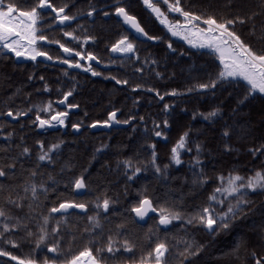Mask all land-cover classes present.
I'll list each match as a JSON object with an SVG mask.
<instances>
[{
    "label": "snow or ice",
    "instance_id": "snow-or-ice-1",
    "mask_svg": "<svg viewBox=\"0 0 264 264\" xmlns=\"http://www.w3.org/2000/svg\"><path fill=\"white\" fill-rule=\"evenodd\" d=\"M142 3L172 37H180L197 51L207 50L206 54L215 57L219 62L215 71L206 73V79L203 82H200L199 78H194L196 82L183 91L173 88L168 93H161L150 86L147 91L155 93L163 101L165 95L177 97L209 91L215 94L219 89L222 93H227L226 99H231L235 90L230 92L229 87L243 81L244 93L236 100L235 107L230 112L224 111L222 102L221 105L211 108L206 113L193 112L192 114L194 119L199 115L204 120L213 122L227 116V119H223L221 134L225 138L230 137L233 128L237 126L236 117L240 108L245 106L249 98L254 97L257 92L264 97V49L257 50L244 38L242 32L237 31L238 27L242 29L247 26L250 35L256 34L258 28L255 19L257 16L264 15V0H260L259 12L252 11L245 14L237 12L230 13L228 16L194 10L186 7L182 0H155V2L154 0H142ZM23 4L26 6H21V0H0V55L7 56L10 53L15 57L31 61H37L38 57H43L46 61H55L68 65L69 68H83L92 76L102 75L92 67L91 63L87 66L81 63V61L101 62L93 52L84 48V44L95 40V37L88 34L77 35L75 29L65 30L78 18L93 17L98 13L97 7L92 4L91 0L88 2L86 12L83 9L70 11L69 2L57 6L53 0H23ZM74 6L72 3L71 7ZM107 7L113 12L100 9L102 16L108 17L114 14L119 17L123 24L133 30L137 38L143 37L151 41L161 39L159 36H150L145 31L137 16L131 14L124 6V0H113V3ZM45 19L51 20V24L46 25V28L41 27ZM53 26L59 28L63 37L81 43L77 47H69L61 42V39H50L49 36L43 34L45 30H51ZM80 27L81 25H77V28ZM259 32L260 38L264 40V20L259 25ZM42 44L58 45L64 55H50L48 51L42 50ZM167 47L173 49L172 43L168 42ZM110 52L121 53L125 56L129 53L133 54L136 62L141 64V67L134 69L135 73L143 74V64H156L155 60L141 62L139 56L135 55V44L127 35H122L112 43ZM109 63L114 64L115 61H109ZM64 75H68L66 69ZM155 75L159 77L160 73L156 72ZM28 79L31 80L33 77L29 75ZM39 79L44 81L43 76ZM111 79L118 85L129 83L127 79H117L114 75ZM43 88L45 92L49 90L46 81ZM74 88L75 84L69 90L64 91L55 102L49 99L36 103L30 102V93L24 94L22 89L18 88L3 102L6 111L0 110V116L17 121L35 112L34 118L29 121L34 127L40 129L53 128L56 125L63 127L69 116L68 110L78 108L77 104L68 102V98L73 95ZM141 88L143 85L136 84L132 90ZM20 95H23L27 107L15 105V99ZM54 103L66 106L65 110H57L53 107ZM170 107L171 105L165 103L163 111L167 113ZM118 112V109H113L107 113L106 119L93 121L89 127L111 129L114 124H129V121L136 119L131 115L124 120L117 119ZM139 120L144 121V117H139ZM229 121L232 123L230 124ZM261 123H264V110L261 114ZM162 126L164 129L168 128L167 119H164L162 123L153 121L152 129L145 127L144 132L145 134L150 132L153 137L166 139L165 132L158 130ZM250 126L246 125V127ZM71 127L79 131L81 123H72ZM3 129H5V124L0 123V130ZM133 130H136L134 125ZM13 135V131H0V136L5 138V145L0 146V256L10 257L18 264H110V262L115 264L122 252L129 257L124 264H193V258H197L207 245V242L201 243L196 239L193 235L194 231L201 228L209 235L228 231L238 219L247 215L244 209L253 203L248 197L251 194L264 193V162H261L259 167L248 169V172L243 175L237 169H232L227 174L218 172L210 181L201 167V145L196 143L194 146L197 155L189 162L193 170L192 185L203 187L211 182L215 186L207 194L204 203L192 205L193 211L191 212L181 211L179 209L183 207L182 204L178 205L169 201H165L164 205L158 208L154 207L153 198L148 194L147 189L139 190L140 198L128 209L129 213L134 214L133 220L137 218L143 220L150 212H153L158 213V221L155 232L150 228L145 233L147 243L140 244L141 254L137 259L135 252L138 242L128 237L126 221L104 227V224L109 222L108 213L111 211V206L116 203V200L109 197L107 192L95 196L92 200L77 201L61 194L55 200L49 201V193L57 191L54 186L60 181L51 173L42 171L41 162L54 165V157L64 141L57 140L46 146L43 140H36L35 159L32 161V167L27 168L25 161L31 159L32 149L23 142V137L13 147L11 143H8ZM189 135V131L183 132L172 145L168 164L161 166L157 163L158 155L155 144H147V148L150 149V157L147 160H137L129 156L119 159L117 168L123 169L126 182L134 181L138 174L149 168L153 169L158 177H166L170 164L181 165L183 163L181 150L192 151L187 148ZM106 147L107 145H101L95 149V152H100ZM224 147L226 150H231L228 144ZM249 152L254 158L259 159V156H264V144L250 148ZM71 168L72 165L66 163L60 169L61 175L65 169ZM91 184L92 181L86 167L82 168L78 174L67 177L65 181L66 188L72 189L78 195L91 192ZM49 202L51 207L47 206ZM89 205L93 206L92 215H87ZM25 208L26 212L23 211ZM12 209H16L20 214L13 213ZM74 209L80 210L81 215L86 216L83 228L69 226L70 210ZM102 218L104 223H102ZM174 221H180V227L176 232L170 234L165 229L164 236L161 237L159 235L160 226H170ZM14 233H23V235L17 239L13 238ZM121 233H125L123 239L119 238ZM21 242L29 245L31 257L38 255L46 248L47 253L52 254L53 258L46 257L42 261L35 258L21 259L6 250L8 246L19 247ZM77 244H82V247H76ZM242 249L247 250L246 242L238 240L231 251L237 259H240ZM251 256L255 264H264V257H256L254 251L251 252Z\"/></svg>",
    "mask_w": 264,
    "mask_h": 264
},
{
    "label": "trees",
    "instance_id": "trees-1",
    "mask_svg": "<svg viewBox=\"0 0 264 264\" xmlns=\"http://www.w3.org/2000/svg\"><path fill=\"white\" fill-rule=\"evenodd\" d=\"M69 2L70 11L77 9L87 10L89 0H53L57 6L61 3ZM92 4L98 9V13L93 17L78 18L70 24L68 30L75 29L77 35L88 34L95 37V40L84 44L87 51L93 52L101 61L106 64L109 62V48L111 44L122 35H127L136 46V53L140 61L155 60L156 64H143L144 72L135 73L134 69L141 67L137 63L133 54L115 58V67L108 70H101L102 77H93L82 72L67 70L64 66L44 61H29L27 63H16L13 54L7 56L0 55V110L6 111L3 107L5 99L16 91L22 89V93H30V102H42L51 99L57 101L64 91L69 90L73 84V95L68 98L69 103L78 105L76 111L69 113L65 121V128L57 126L54 129L39 130L29 123L35 116V112L28 114L24 118H19L12 122L4 116L0 118V123L5 124V129L0 131H13L14 135L8 143L13 147L23 142L32 149V157L25 161V167H32V161L35 159L37 147L36 140H43L45 145L55 143L57 140H63L58 154L54 157V165H48L47 162H41L42 171L51 173L58 181L55 193H49V201H53L59 195L77 201L92 200L95 196L107 192V195L116 200L108 213V223L104 227L114 226L126 221L127 235L131 240L138 242L135 256H140V244H146L145 233L151 228L156 231L158 216L148 217L145 223L141 224L133 220V214L128 209L140 198L139 190L146 188L148 194L153 198L154 207L164 205L165 201L182 204L179 210L185 212L193 211L192 205L204 203L207 194L215 186L214 183H208L203 187L192 185L193 170L189 163L192 157L196 156L195 144L201 145V167L212 181L218 172L227 174L232 169H237L241 174H246L248 169L259 167L264 162V156L259 159L254 158L250 148L259 147L264 144V123H261V114L264 110V97L258 92L254 97L249 98L247 104L240 108L236 117L237 126L233 128L230 137L222 136L223 119L215 122L206 121L199 115L194 119L193 112H208L211 108L221 105L225 112L235 107L236 100L244 93L243 81L240 84H232L228 91H234L231 99H226L227 93H222L219 89L213 94L211 91L204 93H191L182 96L171 97L165 95L161 101L155 93L148 92L147 88L153 87L161 93H168L175 88L183 91L185 88L196 82L194 78H199L200 82L206 79V73L215 71L218 60L215 57L207 55V50L197 51L192 49L182 39L172 37L154 17L153 14L143 5L142 0H124V6L133 15L137 16L141 26L150 36L161 37L158 41L138 40L133 37L130 31L124 27L122 21L114 14L103 17L99 11L113 12L107 5H111L113 0H91ZM155 2V0H154ZM74 3V7L71 4ZM186 7H191L200 12L216 13L218 15L228 16L230 13L245 14L252 11H260V0H182ZM21 6H26L21 0ZM163 7V6H162ZM46 16V14H44ZM171 18V17H170ZM46 20V19H45ZM264 20V15L257 16L256 34L250 35L248 27L237 28L242 32L244 38L248 40L257 50L264 49V40L260 38L259 25ZM77 25H81L77 28ZM86 30V32H85ZM63 37V36H62ZM61 41L66 43L65 38ZM72 41V40H71ZM171 42L173 49L167 47ZM80 41L69 42L73 47H77ZM71 46V47H72ZM79 50V49H77ZM184 53H187L186 55ZM65 69L68 75H64ZM156 72L160 76L155 75ZM31 75L33 79L29 80ZM117 79H127V85H118L111 76ZM43 76L44 81L39 77ZM47 82L49 90L44 91L43 84ZM136 84L143 85V88L132 90ZM139 98V99H137ZM15 105L27 107L24 103L23 95L17 96ZM171 105L168 112L163 111V105ZM53 107L59 110L56 103ZM118 109L117 119H127L129 115L135 117L134 121H129L126 127L111 128L109 130L93 131L89 127L93 121L104 120L107 113ZM143 116L144 121L139 117ZM167 119L169 126L161 129L166 134V139L153 137L145 134L144 128L149 130L153 127V121L161 122ZM80 122L81 129L74 131L72 123ZM231 124L232 121H229ZM23 125V127H21ZM135 126V131L133 130ZM246 125H251L246 127ZM189 131L187 148L191 152L181 150V165L170 164L168 175L158 177L154 170L149 168L134 178L132 182H126L123 175V169L117 168V161L129 156L137 160H147L150 157V149L147 144H155V150L158 155L157 163L161 166L169 163L170 149L177 141L179 136ZM228 144L231 150L225 149ZM5 145V138L0 136V146ZM101 145H107L100 152L95 149ZM138 153V155H134ZM259 155V154H258ZM66 163L72 165L71 169H65L61 175L60 169ZM88 168V175L91 178V192L76 194L72 189L66 188L65 181L67 177L78 174L82 168ZM198 170V169H197ZM51 186V182H49ZM251 203L244 211L247 215L238 219L228 231H220L215 235H209L201 228H197L193 235L201 243L207 242L206 247L197 258H193V264H255L251 252L256 253V257H264V193L251 194L248 197ZM48 207H51L49 202ZM13 213L20 214L16 209ZM24 212L27 211L25 208ZM93 214V206L89 205L87 215ZM69 226L83 228L86 222V216L80 212L71 211ZM102 223H104L102 218ZM180 227V221H174L167 228L160 227L159 235L164 236V231L175 233ZM191 231V229H190ZM23 233H14L13 238H19ZM125 233H121L120 239H123ZM238 240L246 242L247 250L242 249L240 259L232 254ZM76 247H82L77 244ZM6 250L11 251L13 255L24 258H35L42 261L44 258L52 259V254L47 253L46 248L40 251L38 255L31 257L30 247L27 243L21 242L19 247L12 248L8 246ZM147 250V249H145ZM129 257L121 253L117 257L115 264H124ZM0 264H18L12 261L10 257L0 256ZM111 264V262H110Z\"/></svg>",
    "mask_w": 264,
    "mask_h": 264
},
{
    "label": "flooded vegetation",
    "instance_id": "flooded-vegetation-1",
    "mask_svg": "<svg viewBox=\"0 0 264 264\" xmlns=\"http://www.w3.org/2000/svg\"><path fill=\"white\" fill-rule=\"evenodd\" d=\"M48 24H51V20H50V19H46L45 22H44V25H41V27H45V28H46V25H48ZM70 24H71V23H70ZM65 30L68 31L67 28H66ZM43 34L49 36L50 39H62V38H65V40L67 41V42H66L67 46H69V47L72 46V45L69 44V42H72L71 39H70V38H67V37H62V34H61L60 31H59V28H56L55 26H53V28H52L51 30H45V32H44ZM131 35H132V34H131ZM132 36H133V35H132ZM133 37H134V36H133ZM61 42H62V41H61ZM72 47H73V46H72ZM41 48H42V50L48 51L49 54H50V55H53V56H56V55H64V54L62 53V51L59 49L58 45H55V44H42V45H41ZM127 55H128V54H127ZM123 56H125V55H124V54H118V53H112V52H110V48H109V57H108V60H109V61H113V60H115V58L123 57ZM15 58H16V57L13 55V59H14V61H15L16 63H27V62L31 61V60L16 61ZM66 58H67V57H66ZM22 60H23V59H22ZM37 60H38V61H44V62H52V63H54V64H59V63H57V62H55V61H46L43 57H38ZM81 63L84 64L85 66H87V61H81ZM59 65L64 66L67 70L75 71V72L79 71V72H82V73H84V74H88V75L92 76V74H91L90 72H86L83 68H77L76 70H71V69H68V67H67L66 65H64V64H59ZM91 65H92V67H93L96 71H98V72H100V73H102L101 70H108V69L111 68V67H115V65H114L113 63H109V62L106 63V64H103V63L100 62V66L94 65V64H92V63H91ZM103 65H108L109 68H108V69H103V68H102ZM102 76H103V73H102V75H99V76H93V77H102ZM64 110H65V108H62V109L59 108V111H64ZM75 111H76V110H75ZM71 112H72V111H71ZM69 113H70V112H69ZM1 117H2V116H0V118H1ZM22 118H24V117H22ZM12 122H13V121H12ZM14 122H15V121H14Z\"/></svg>",
    "mask_w": 264,
    "mask_h": 264
},
{
    "label": "water",
    "instance_id": "water-1",
    "mask_svg": "<svg viewBox=\"0 0 264 264\" xmlns=\"http://www.w3.org/2000/svg\"><path fill=\"white\" fill-rule=\"evenodd\" d=\"M119 18V17H118ZM120 19V18H119ZM121 20V19H120ZM122 21V20H121ZM122 24H123V22H122ZM124 25V27L125 28H127L129 31H130V33L136 38V39H138V40H148V39H146V38H143V37H141V38H137V36L134 34V32H133V30H131L130 28H129V26H127V25H125V24H123ZM118 54H121V53H118ZM129 54H131V53H129ZM23 59V60H22ZM15 60L16 61H25L26 59L25 58H22V57H16L15 58ZM89 63H92V64H94V65H97V66H100V63H98V62H96V61H87V64H89ZM67 67H68V65H66ZM102 68L103 69H108L109 68V66L108 65H103L102 66ZM68 69H71V70H76L77 68H69L68 67ZM57 106L59 107V108H65L66 106H59L58 104H57ZM75 110H77V108L76 109H70V110H68L69 112H71V111H75ZM6 119H8V120H10V121H13L11 118H6ZM14 122V121H13ZM128 124H114L111 128H119V127H121V128H123V127H126ZM58 125H56L55 127H53V128H49V127H46V128H43V129H40L39 128V130H44V129H54V128H56ZM63 129L65 128V126H63L62 127ZM91 128V127H90ZM74 130V129H73ZM91 130H93V131H98V130H109L108 128H104V127H96V128H91ZM74 131H77V130H74ZM71 211H77V212H80V210H78V209H74V210H70V212ZM134 215V214H133ZM152 215H155V216H158V213H153V212H150L143 220H140L139 218H137L136 219V221L137 222H139V223H141V224H143V223H145L146 222V220L148 219V217H150V216H152ZM160 227H162V228H167L168 226H160Z\"/></svg>",
    "mask_w": 264,
    "mask_h": 264
},
{
    "label": "rangeland",
    "instance_id": "rangeland-1",
    "mask_svg": "<svg viewBox=\"0 0 264 264\" xmlns=\"http://www.w3.org/2000/svg\"><path fill=\"white\" fill-rule=\"evenodd\" d=\"M159 22V21H158ZM163 26V25H162ZM167 30V29H166ZM175 38H179V39H181L180 37H175ZM184 41V40H183ZM185 42V41H184Z\"/></svg>",
    "mask_w": 264,
    "mask_h": 264
}]
</instances>
